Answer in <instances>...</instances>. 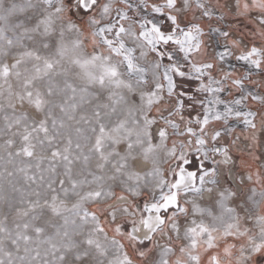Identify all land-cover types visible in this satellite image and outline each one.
<instances>
[{
	"label": "snow or ice",
	"instance_id": "snow-or-ice-1",
	"mask_svg": "<svg viewBox=\"0 0 264 264\" xmlns=\"http://www.w3.org/2000/svg\"><path fill=\"white\" fill-rule=\"evenodd\" d=\"M0 264H264V0H0Z\"/></svg>",
	"mask_w": 264,
	"mask_h": 264
},
{
	"label": "rangeland",
	"instance_id": "rangeland-1",
	"mask_svg": "<svg viewBox=\"0 0 264 264\" xmlns=\"http://www.w3.org/2000/svg\"><path fill=\"white\" fill-rule=\"evenodd\" d=\"M221 3H223V0H221ZM229 19H230V18H229ZM253 79H255V80H259V79H261V78H260L258 75H254V76H253ZM241 127H242V126H237V128H236V132H237V134H239Z\"/></svg>",
	"mask_w": 264,
	"mask_h": 264
}]
</instances>
